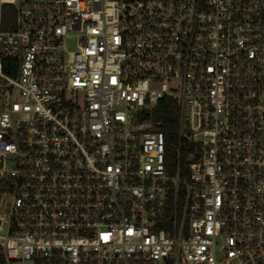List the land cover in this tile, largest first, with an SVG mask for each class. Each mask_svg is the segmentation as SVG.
<instances>
[{"label":"built area","instance_id":"obj_1","mask_svg":"<svg viewBox=\"0 0 264 264\" xmlns=\"http://www.w3.org/2000/svg\"><path fill=\"white\" fill-rule=\"evenodd\" d=\"M0 264H264V0H0Z\"/></svg>","mask_w":264,"mask_h":264},{"label":"trees","instance_id":"obj_2","mask_svg":"<svg viewBox=\"0 0 264 264\" xmlns=\"http://www.w3.org/2000/svg\"><path fill=\"white\" fill-rule=\"evenodd\" d=\"M5 12V10H4ZM4 21L6 14L3 13ZM5 29V24L2 25ZM154 118L159 122V130L163 132L165 138L170 142H177L178 138V108L176 102L171 99H164L160 101L154 110ZM186 161L185 152L182 151L179 159L181 171L184 172V163ZM176 162V159H175ZM172 172V171H171Z\"/></svg>","mask_w":264,"mask_h":264},{"label":"rangeland","instance_id":"obj_3","mask_svg":"<svg viewBox=\"0 0 264 264\" xmlns=\"http://www.w3.org/2000/svg\"><path fill=\"white\" fill-rule=\"evenodd\" d=\"M6 14V21L8 22H12V20H14V15L11 13L10 9H5ZM68 47L69 49H74V41L70 40L68 41Z\"/></svg>","mask_w":264,"mask_h":264}]
</instances>
